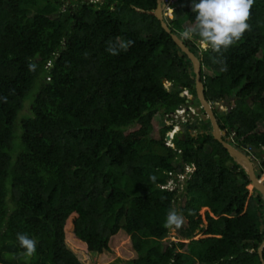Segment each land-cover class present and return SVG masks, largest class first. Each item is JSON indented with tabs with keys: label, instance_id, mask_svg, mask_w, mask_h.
<instances>
[{
	"label": "trees",
	"instance_id": "1",
	"mask_svg": "<svg viewBox=\"0 0 264 264\" xmlns=\"http://www.w3.org/2000/svg\"><path fill=\"white\" fill-rule=\"evenodd\" d=\"M186 1L180 10L191 25L193 0ZM157 5L0 0V264L107 262L109 240L121 230L138 252L129 264H262L264 200L250 193L246 171L212 134L193 136L183 125L175 146L165 144V116L188 105L184 91L195 94V80L147 12ZM176 20L173 13L169 25L181 36ZM248 23L222 63L211 50L199 56L216 72L202 75L207 99L235 100L220 116L222 128L259 148L264 0H255ZM117 37L134 44L112 55L106 48ZM173 208L184 221L179 236L189 242L166 240ZM202 208L209 209L205 219ZM201 230L210 236L195 239ZM17 233L37 241L33 256L21 255Z\"/></svg>",
	"mask_w": 264,
	"mask_h": 264
},
{
	"label": "clouds",
	"instance_id": "2",
	"mask_svg": "<svg viewBox=\"0 0 264 264\" xmlns=\"http://www.w3.org/2000/svg\"><path fill=\"white\" fill-rule=\"evenodd\" d=\"M254 4L255 0H193L195 22L183 29L181 38L198 43L202 52L211 50L217 53L213 62L222 63L223 52L240 41L246 31L251 30L248 21ZM132 44V40L124 42L117 37L115 42H109L106 51L118 55L120 50L127 51ZM36 68L37 65L30 60L29 71L35 72ZM2 99L7 101V97ZM183 222V217L173 208L167 214L164 227L178 229ZM16 236L19 246L24 250L21 255L33 256L37 250V241L27 233H17Z\"/></svg>",
	"mask_w": 264,
	"mask_h": 264
},
{
	"label": "water",
	"instance_id": "3",
	"mask_svg": "<svg viewBox=\"0 0 264 264\" xmlns=\"http://www.w3.org/2000/svg\"><path fill=\"white\" fill-rule=\"evenodd\" d=\"M157 8L155 10L147 11L149 14L156 16L160 22L162 27L168 32L172 39L175 41L177 46L180 48L179 54L187 55L188 59L193 64V72L195 74L196 79V92L197 97L200 101V104L202 105L205 113L207 114L208 118H210L212 123V135L215 138V140L219 141L224 148L228 151L230 156L234 159L235 162H237L248 174L251 185L253 186V189H255L259 194H261L263 200H264V180H261L259 175H261V172L258 171L259 167V161L254 158L256 154L249 155L246 154L247 146H243V148H239L236 145H233L230 142L229 138H225L226 131L222 130L219 126V123L217 121V118L213 112V109L211 108L210 103L206 99L205 96V86L201 80V60L199 57H197L190 49L189 47L184 43L183 39L179 37L176 33L173 32L172 28L169 26L165 14L163 10L167 7L165 0H157ZM142 12H146L145 10L138 9ZM170 17L173 18V14H170ZM250 152L255 153L259 152V148L255 145H250ZM261 157L264 158V154H261ZM259 215H262L263 218L261 219L262 224L260 225V229L264 230V212L263 214L261 212L258 213ZM258 254L261 260V263L264 264V240L260 244L258 248Z\"/></svg>",
	"mask_w": 264,
	"mask_h": 264
},
{
	"label": "rangeland",
	"instance_id": "4",
	"mask_svg": "<svg viewBox=\"0 0 264 264\" xmlns=\"http://www.w3.org/2000/svg\"><path fill=\"white\" fill-rule=\"evenodd\" d=\"M187 1L186 0H182L179 2H175L171 9L170 12L171 13H176V24H175V28L177 29V32H182L183 29L189 25V20L187 18L186 15H183L181 13V8L186 7ZM205 73L210 75V76H215L216 72L208 67L205 68ZM38 83V82H36ZM169 86V84H167ZM34 93V92H31ZM31 97V95H29ZM234 106L235 105V100L231 99L230 103H228L227 101H221V103H216V106L219 108L220 111H227L229 108V105ZM180 111V112H179ZM179 111H175L174 113L170 114L169 116H165V123L168 124L169 126H171V124H174L176 127V130H181L180 127H178V124L180 122H185V123H190L192 122L190 118V113H188V111L185 110H179ZM193 112V111H192ZM193 114V113H192ZM153 125L155 127V129L158 131V129H160L163 125V120H162V115H159L158 117L156 116V118L154 119ZM137 126H133L131 127V129H136ZM175 128H173V130L171 132L174 131ZM193 134L197 135L198 131L194 130L192 131ZM176 134V133H175ZM235 138V137H234ZM171 139V138H170ZM236 139V138H235ZM240 139H238L237 143L238 144H242L240 146H238L239 148H243V145H247L248 147L250 145H253L251 143H246V142H239ZM170 146H175L174 142L173 144L170 143ZM262 166H260L259 170L261 171ZM183 180L185 175H182ZM261 180H264V172H261ZM183 180L181 181V183L183 182ZM250 193H253L254 189L253 186L250 184L248 186ZM209 211L208 208H202L201 210V215L202 217L205 219V213ZM119 231L118 234L114 235L113 237L110 238L109 240V246L112 249V256L111 258L107 261V262H103V263H97V264H129L130 261L136 259L138 257V252L134 249L133 247V242L131 239V236L128 235L125 231ZM210 235H206L204 234V230H201L199 233H197L195 239H201V238H206L209 237ZM168 239H170L171 241H184V242H189L190 240H185V239H181V237L179 236V230L178 229H174L171 230V234L170 236H168L166 238V240L168 241ZM186 257L190 258L188 253L184 254Z\"/></svg>",
	"mask_w": 264,
	"mask_h": 264
},
{
	"label": "flooded vegetation",
	"instance_id": "5",
	"mask_svg": "<svg viewBox=\"0 0 264 264\" xmlns=\"http://www.w3.org/2000/svg\"><path fill=\"white\" fill-rule=\"evenodd\" d=\"M163 12H164L165 17H166V20H167V22L169 24L170 23V20L173 19V18L170 17V14H173V13H171L170 10H168L167 7L163 10ZM179 37H181V36H179ZM183 41L189 47V49L197 57H199V59L201 60V80H202V75L204 76V75H207V74L205 73L206 66L203 65V63H202V57L199 56V55H201V53H200L201 52L200 46L198 45V43H196V46L198 47V48H196L190 42H188L187 40H184L183 39ZM181 57L183 58V60L180 63L181 64L182 63L185 64V66H182V68L183 69H186L188 71L190 77L195 80V94L190 93L189 91L185 90L184 92L187 95L186 102H187L188 105L187 106H181L179 109H177V111H179L180 109H183L185 111H188V113H190V118L189 119H191L192 122H190V123L180 122L178 124V127L181 128V130H179V132H178V130H176L175 125L174 124H171V126H170L171 129L166 133L165 144H166V139L167 138H171L173 140V142H174V139L176 137H179L178 136L179 134L180 135H184V133H185L184 131L185 130L182 128L183 125L188 128V130L191 132V134L193 136H198L199 134H212V130H213L211 120H210V118H208L207 114L205 113V111H204V109H203L202 105L200 104V101H199V99L197 97V92H196V79H195V74L193 72V64L188 59L187 55L184 54ZM167 84H169V86ZM171 86H172V82L171 81H166V87L170 88ZM204 86H205V84H204ZM205 90H206V88H205ZM205 96H206V94H205ZM206 99H207V97H206ZM207 100L210 103L211 108L213 109V112H214V114H215V116L217 118V121L219 123V126L221 127L222 130H225L226 131L225 138H229L230 139V142L233 145H236L237 147L240 146V145H242V144H238L237 143L238 141L235 139L236 137H235V135L233 134V132L231 130H229L227 128L226 129L222 128V120L220 119V116H221V114H223L226 111H220L219 108L216 106V103H221V102L211 101L209 99H207ZM174 112H171L170 114H172ZM170 114H167V116H169ZM204 124L207 125V128H205V129H203V125ZM167 126H169V125L167 124ZM173 128H175V129H174L173 132H171L173 130ZM194 130H197L198 131V134L197 135H195V134L192 133V131H194ZM174 145H175V143H174ZM243 146H247V145H243ZM246 154H249V155H252V156H253V154H256L254 158H256L259 161L258 171L261 172L259 170V168H260V166H262V162L264 161V158L261 157V154H264V146L259 147V152H255V153L250 152V148L247 146ZM260 176L261 175H259V177Z\"/></svg>",
	"mask_w": 264,
	"mask_h": 264
},
{
	"label": "built area",
	"instance_id": "6",
	"mask_svg": "<svg viewBox=\"0 0 264 264\" xmlns=\"http://www.w3.org/2000/svg\"><path fill=\"white\" fill-rule=\"evenodd\" d=\"M85 1H88V2H96L97 0H85ZM176 0H165L166 2V6L169 7L170 5H172ZM70 2V0H66V4H68ZM170 143L173 144V140L170 139V138H167L166 139V144L168 146H170ZM171 147H174V146H171ZM167 187L169 189H174L176 187V183L171 179L168 184H167Z\"/></svg>",
	"mask_w": 264,
	"mask_h": 264
}]
</instances>
